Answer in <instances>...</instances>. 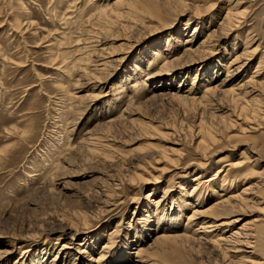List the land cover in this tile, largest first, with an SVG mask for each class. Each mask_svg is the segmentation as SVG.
<instances>
[{
  "label": "rangeland",
  "instance_id": "rangeland-1",
  "mask_svg": "<svg viewBox=\"0 0 264 264\" xmlns=\"http://www.w3.org/2000/svg\"><path fill=\"white\" fill-rule=\"evenodd\" d=\"M114 1L0 0V249L10 252L5 264H19L23 259V263L30 264L34 258L36 264L42 261L41 264H86V260L97 257L99 252L105 255L104 264H121V255L125 257L134 251L132 248L141 243L142 233V240L151 241L155 232L152 229L156 228V223H152L156 208L158 211L164 208V216L172 215L177 208L181 209L177 204L182 198L189 200L194 169L189 163L201 154L194 148L198 138L192 135L198 121L204 119L207 122L204 125L211 127L215 123L210 114L215 101L195 107L165 95L152 97L153 93L148 91L154 90L160 80L164 82L163 88L171 84L175 89L181 85L184 90L196 69L197 87L204 75L213 70L220 72L217 82L224 77L220 66L226 65L244 44L250 50L255 47V53L231 84L243 75L253 76L264 84V0H241L238 11L243 14L238 16H243L239 17V27L224 36L218 24L231 0H169L168 10L176 14L172 13L174 21L167 26L160 25L156 18L168 7L164 4L162 7L161 1L166 0H159V8L148 0L128 2L129 7L125 3L115 8L122 11L123 19L110 12ZM152 7H156V16ZM103 10H109L110 17L116 18L111 19L110 27L103 24ZM194 28L193 48L214 32L210 42L202 47L203 52L190 56L194 62L189 67L175 69L174 72L186 74L185 83L178 77L169 80L167 74L152 78L155 69L148 67V62L156 50L160 53L158 65L164 62L167 42L168 52L174 49L176 55L181 54L182 41ZM185 57L181 61L190 58ZM86 59L85 70L78 63ZM101 59L109 62L100 71L93 70L95 61ZM258 61L260 67L253 73ZM260 86V91L247 96L258 99L256 118L241 121L243 118L236 117V110L218 112L223 118H231V127L226 119L219 124L220 129L228 126L222 132L225 130L223 133L231 136L223 135L213 146L216 152L207 173H213L221 163L235 161L242 151L246 163L232 169L238 177L233 179L231 194L239 193L264 167V162L254 163L249 159L250 147L264 142V86L263 89ZM226 98L221 99L225 105L229 104ZM242 128L246 129L244 137ZM142 153L150 155L143 162L138 159ZM248 167L256 170L254 175L251 169L247 175ZM242 173L247 176L241 178ZM179 184H184L183 190ZM218 189L207 191L201 206L195 204V209H208L218 197ZM162 195L165 202L155 206L152 200ZM260 207L264 210V203L255 204L253 209L244 207L233 217L237 219L235 222L219 231L223 230L222 236L228 238L222 242L223 247L241 248V252L227 253V257L232 254L237 257L225 258L224 262L222 249L214 251L210 245L200 247L193 241L175 239L158 245V261L161 264H254L252 260H260L259 255L263 257L264 252L253 246L251 238L249 245L245 240L253 231L264 228V223L254 221L264 213ZM191 209L181 210L182 217L178 219L181 227L185 226ZM209 215L212 217H203L204 220L219 223L233 219ZM201 221L197 217L188 222V231L198 227ZM63 229L67 234L61 238L55 231ZM113 230H120L115 232L113 248L101 250L108 232ZM233 230L238 234L232 233ZM49 231L54 233L46 234ZM72 234L75 236L70 241L74 247L68 248L71 255L60 262L51 261L54 252ZM83 238L82 246L78 242ZM123 239L129 243L127 247ZM43 248L51 254L44 256ZM79 248H85L86 252L81 253ZM74 257L75 262H70Z\"/></svg>",
  "mask_w": 264,
  "mask_h": 264
},
{
  "label": "bare ground",
  "instance_id": "bare-ground-1",
  "mask_svg": "<svg viewBox=\"0 0 264 264\" xmlns=\"http://www.w3.org/2000/svg\"><path fill=\"white\" fill-rule=\"evenodd\" d=\"M132 1H134V0H115L112 3V7L110 6L109 10H110V12L116 13L118 17L120 16L119 17V19H120V18H122L121 16H124V15H121V14H123L121 10H118V12H117L116 11L117 9H115V8H118L120 6L122 7L125 3L132 2ZM148 1L154 2L153 5H155V3H156L157 5H155V6H157L158 8H159V6H161V5L158 6L159 0H148ZM168 2H170V1L169 0L161 1L162 7H163V4L168 6V4H167ZM240 2H241V0H231L230 3L227 4L225 13L222 17V21L218 24L219 27L221 28V30H224V31H222L224 33L221 32L223 34V36L226 34H229L235 28L239 27V23H240L239 17L242 18V16H243V15L238 16V14H243V11H238V9H239L238 6L240 5ZM141 3L144 4L143 2H141ZM141 3H140V5H141ZM145 3L147 4V2H145ZM176 3H177V1H176ZM134 4H135V2H134ZM127 5H128L127 7H129V3ZM115 6H117V7H115ZM132 7H133V5H132ZM150 7H151V5H150ZM134 8H136V7L134 6ZM134 8H132L133 12L135 10ZM152 8H154V7H152ZM155 8H154L155 12H153V13L156 16L157 11ZM164 8H166V10ZM164 8L162 9V10H164L163 14L159 15L156 18H158V20L160 21V25L164 24V26H167V25L173 23L172 21H174V18L172 19L171 16H173L174 13L170 12V10H168L169 6L168 7L165 6ZM119 9H121V8H119ZM125 9H126V7H125ZM139 9H141V8H139ZM143 9H145V5H144ZM151 9H148V10L151 11ZM126 10H128V8ZM181 10H185V9L181 8ZM108 11L103 10V12H105V17H103L105 22L102 21L103 20L102 18H101L102 19L101 21L104 22L103 24L107 23V25H109V27H110V24L112 23V25H113V21H115L114 19H116V18H114V19L111 18L110 13ZM119 11H120V14H119ZM159 11H160V9L158 10V12ZM130 12H132V11H129V13ZM159 13L161 14V12H159ZM151 15H153V14H151ZM118 17H117V19H118ZM117 21L118 20H116V22ZM99 23H100V21H99ZM187 24H189V22ZM100 25H101V23H100ZM107 25H105L106 28H107ZM149 25H150V23H149ZM219 27H218V29H219ZM221 30H219V31H221ZM194 31H195V28L193 29V33H190L189 35H187L186 38L183 39L182 44H181L183 47H182V51L180 52L181 54H179V55H176L177 52L175 54L174 49H173V52H170V51L168 52L170 43L167 42L166 47L164 48V52L166 51V53L163 54L164 55V62L161 65L157 64L158 63L157 58H158L160 53H159V51H157L158 49L156 50V52L154 53V55L152 57L153 59L150 62H148V67L155 69V71H153L152 78H157L158 76H165L167 74L168 76H165V77L168 78L169 80L173 81L174 79H176L178 77L179 81L180 82L182 81L181 82L182 84L185 83L184 77H187V76H185L186 74H184V76H183L182 75L183 73H181V72H178V73L174 72L175 69H177V68L185 69V68L189 67L191 65V63L194 62V59H192L190 56L191 55L194 56L193 54L200 53L201 50L203 52L202 47H204V45L207 41L210 42L211 37H213L212 32H214V31H211L210 33H208L206 35V37L201 42H199V44H197L195 48H193L192 43H193ZM209 48H211V47H209ZM204 49H206V47ZM205 51H208V50H205ZM168 53H170V54H168ZM254 53H255V47H254V49L250 50V48H248L244 44L243 48L240 50V52L234 53L232 55L230 61H228V63H226V65H223L222 67L220 66V68H222L224 70V77L222 79H219V81H217V82L215 81V79L220 75V72L217 73V70H215V71L213 70V71L208 72L207 75H204V77L201 79V80H203L202 83H200V85L197 87L194 83L195 77L197 75V69H196V73H195V76L193 77V80L191 81V83L188 86H186V88L184 90L181 88V85L176 86V89H175V88H173L174 86L171 84L168 85L169 88L165 87L167 89V90H165V88H163L164 82L162 80H160L157 84V87L154 89V90H157V92H155L154 90L148 91L149 93H153V94H151L152 97L153 96L155 97V95L156 96L157 95L158 96L159 95H165V96H169L170 97L169 99L173 98L174 100L176 99L177 101L188 102V103H191V105L194 104L195 107H196V105L198 106V104L199 105L201 104L200 105L201 107L207 106L208 103L210 104L212 101H215L213 106H211V110L213 112L210 113L212 119L215 120V123H212L214 125H213V127H211L210 126L211 125L210 123L212 121V119H211V121L209 123L210 125H204V123H207V122H204L206 120L202 119L204 121H202V120L198 121L199 122L198 125L196 124L197 130L194 132V134L192 133L193 131L190 130L191 133L193 134L192 136H195V137L197 136L196 138H198V140H197L198 142H196V145L194 148L197 149L198 151H200L201 154L197 157L198 159H196L194 161L191 160V162L189 163L194 168L192 170L193 178L191 179V181L193 182V185L191 186V190L188 193L189 200L182 198L178 202L179 204H177V207L180 206L179 208H181V209L179 210L177 208L175 213H173L172 215L170 214V215L164 216V214H163L164 208L160 211H158L156 208L155 209L156 211H154V213L152 215L154 217L155 221L151 219L152 223H156V225H155L156 228L152 229L155 232L150 237L151 241L147 242V241L142 240L143 239V233H142L141 239H139L141 243L137 244L134 248H132L134 251H130V254H127L126 256L124 255L125 257H123L121 255V258H122V262L120 261L121 264H161L157 258V255L159 253V251L157 250L158 245L169 242V241H173L175 239H184V240L186 239V242H187V240L193 241V242L197 243V245H200V247H201V244L210 245L214 249V251H216V250L218 251V249H222V251L221 250L220 251L222 254L221 257L223 258L224 262H226L225 258L228 259V258L232 257V259H233V258L238 256L237 254H235V255L232 254L231 256L227 257V253H229V252H232V253L241 252L240 247H236V246H230V247L224 246L223 247L222 242L224 240L227 241L228 238L226 239L222 236L221 232H224L223 230L220 233H219V231L224 226H227V224L235 222L237 219L233 218V217H236L241 212V209H244V207L246 208V207L250 206V208L252 207V209H253V206H255V204L259 205L261 203H264V167L260 171L255 173V175L253 173L256 170L253 171L252 168L248 167L247 175L249 174V171L251 169V171H253L252 174L255 176V179H252V181L246 182L242 186V188L240 189L241 191L239 193L231 194V192H232V191H230L232 188L231 185H232L233 181H235L233 179L238 177V175H236L238 173H235L234 171H232V169H234L236 167L238 168L239 166H243L246 163V159L243 157V152L241 151V153H240L241 155L235 161L231 160L227 163H221L220 165H217L216 169L214 170L213 173H210V174L207 173V166L213 160L212 155H213L214 151L216 150V149L215 150L212 149L213 146L218 143V140L220 138H223V135L226 138H229L231 136V135L228 136V134H224L223 132H225V130L222 132V130L225 127L223 129L222 128L220 129L219 124L221 122L223 123L224 122L223 119L225 120L226 118H223V116H220L219 115L220 113H218V112H224L225 113L227 111L234 112L236 110L238 112V114H236V117L238 119L243 118V120H241V121H246L248 119L249 120L254 119L258 115V108L256 106L258 99H253V98L249 99V98H247V96L249 97V95H251L252 93H254L256 91H260V90H258V85L260 86V83H261L260 87H262V89H263V86H264V84L262 83L263 81L257 82L260 80L254 79L253 76L242 74L243 75L242 78L239 81H237V83L235 82L234 84H231V82L235 81L232 79L240 77L238 74L241 73V71H243V69H245L248 62L252 59ZM202 55L199 54V56H202ZM185 56H189L190 58L189 59L187 58L186 61H181L182 58H184ZM196 57H197V55H196ZM198 58H200V57H198ZM106 62H109V61L108 60L102 61V59L95 61V65H93V67H94L93 70L100 71L101 67H105ZM155 63H156V66H153ZM79 64H81V67H82V65L85 66V68H82V69H85V70L87 69V66H86V65H88L87 59L85 61H82L81 63H78V65ZM260 64H261V62L258 61L257 65L255 66L256 69L253 73H256V70L260 67ZM86 74L87 73L85 72V75ZM230 80H232V81H230ZM142 82L143 81H141V83ZM262 84H263V86H262ZM170 88H173V89L170 90ZM238 89H239V92L236 91ZM240 89H241V91H240ZM152 91H154V92H152ZM163 91H165V92L163 93ZM227 95L229 96V98ZM223 96L227 97L226 100L227 99L228 100L227 101L225 100V102H228L229 104L225 105L222 103V100L225 99V97L223 98ZM228 105H230V107ZM216 112L218 114H216ZM227 120H228V122H227ZM225 122H227V125L229 124L231 127V125H232L231 118L227 117ZM226 127L228 128V126H226ZM227 128H225V129H227ZM245 128H242V130H240L242 137H244L243 134H244V130H246ZM236 143L238 144V142H236ZM239 143H242L240 141V139H239ZM171 144H178V143L176 142V143H171ZM167 149H169L170 152H172L171 150H173V149L168 148V147H167ZM167 149H165V150H167ZM249 151L252 153L249 156V159L251 160V162H254V163H257L259 161L264 162V154H263L264 153V142H261V144H257L255 147H252V149L250 147ZM155 152H157V151H155ZM150 153H152V152H150ZM149 156L150 155H147V153H145V154L142 153L141 155L138 154V159H139V161L143 162V161H146V159H148ZM158 156H161V155H158ZM161 158H163V157H161ZM135 159H137V158H135ZM250 160H249V162H250ZM245 175L243 174L240 177L242 178ZM218 183H220V186H217ZM183 186H184V184H182V186L180 185V190L184 189ZM217 187L219 188L218 191H220V192H217V193H219L218 197L213 199V201L210 203V206L208 207V209H206V210L195 209V207H196L195 204L201 206L200 201H201V199H203V195H206L207 191L209 192V190L216 191ZM165 200H166L165 196L162 195L161 198H159L156 201L153 199L152 202L154 203L155 206H157L158 203H160V202L164 203ZM172 202L173 201H171L170 206L172 205ZM189 207L190 208L192 207L191 214L186 217L187 222L184 224L185 226L181 227V224L179 225V222H178V219H181V217H182L181 210H183L185 208H189ZM250 208H248V209H250ZM260 208H259V210L262 211L263 207L261 209ZM255 210L256 209H254V211ZM258 212H260V211H258ZM209 213H212V215H214V216H222V217L225 216L227 219L232 217L233 219H231L230 221H222L219 223H216L215 221H213V219H205L204 220L203 217H206V218L212 217L211 215H209ZM145 216H148V215H145ZM197 217L202 219V221L199 223L198 227L194 228L191 232H189L188 231L189 229L187 228L188 224H189L188 222H190L191 220H193L194 218H197ZM259 217H260L259 219H254V221L255 222L261 221L262 223H264V213H262V215ZM145 219L144 220L147 222L148 218L146 217ZM141 220H143L142 217H141ZM171 223L172 224L177 223L178 225L173 226V225H171ZM67 228L70 229L71 227L70 228L67 227ZM54 231H49L46 234H48V235L53 234ZM65 231H66V229L60 230L59 232L58 231H55V232L58 233L59 237L63 238V236H65L67 234V232L65 233ZM119 231L113 230L111 232H108L107 242L103 245V248L101 250H103V249L108 250V249L113 248V246H114L113 238H115V236L117 234L115 232H119ZM142 232H144V230ZM232 233H234L236 235L238 234L237 231H234ZM75 234L70 235L69 241L67 243L62 244L59 247V249H57L54 252V255H53L51 261L55 262V260H56V261L60 262L62 259L65 260L66 257L71 255L68 252V248L74 247V245H73L74 243L71 242L70 240L74 239ZM135 234H136L135 237L137 238L138 234L136 231H135ZM112 236H114V237H112ZM124 238H127L126 234L124 235ZM247 238L248 239H246L245 241L248 245L251 243L249 241L251 238L253 240L252 241L254 244L253 246L256 249H258V251L261 250V252H264V228H262L261 230L253 231L250 234V236L247 235ZM82 240L83 241L78 242V244L83 246L85 244V238H83ZM120 240H118L117 242H119ZM125 240L123 239L122 243H127L126 244V247H127V245L129 243L126 242ZM245 241H244V243H245ZM70 245H71V247H69ZM85 248H79V250H82L81 253L86 252ZM208 248H209V246H208ZM41 250L42 251L45 250L43 253L44 256L45 255L48 256L49 254H51V253L46 252V248H43ZM42 251H41V253H42ZM26 252H24V255L26 254ZM9 253H10L9 250H7V249H0V264L6 263L7 255ZM160 253H162V252L160 251ZM104 256H105L104 254H101L99 252L97 257L89 258L88 260H86L87 262L86 261L85 262H86V264H104L105 263V260H104L105 257ZM119 256H120V252H119ZM259 256H260V258H259L260 260H252L251 259L254 264H264V256L263 257L261 255H259ZM76 259L77 258L74 257V259H72L70 262L74 263ZM24 260L25 259H23L19 264H25V263H23ZM41 260H43V259H41ZM80 261H82V260H80ZM37 262H38L37 258L36 259L34 258V261H32V263H30V264H36ZM41 263H43V261ZM216 263L220 264L218 262H216ZM50 264H53V263H50Z\"/></svg>",
  "mask_w": 264,
  "mask_h": 264
}]
</instances>
